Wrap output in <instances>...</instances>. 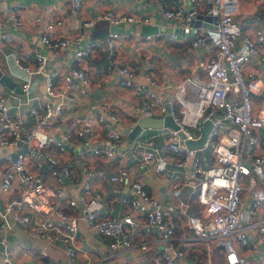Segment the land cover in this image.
<instances>
[{"label":"built area","instance_id":"1","mask_svg":"<svg viewBox=\"0 0 264 264\" xmlns=\"http://www.w3.org/2000/svg\"><path fill=\"white\" fill-rule=\"evenodd\" d=\"M85 0H64L66 13L80 31L72 35H57L55 29L63 19L44 22L39 31V43L46 49H68L71 61L61 68L46 70L47 57L35 49L29 60L14 57L23 72L20 89L26 91L33 76L42 77L44 98L28 109L34 125H26L24 117L10 114L6 97L0 88V146L24 144L13 157L4 156L0 163V192L12 193L0 203V243L14 224L29 236L47 244L59 242L67 260L72 261L77 250L79 222L115 251L144 254L152 248L147 264H211L213 251L222 255L220 264H264V250L251 262L240 249L255 251L256 241L264 235V110L252 106V97L264 100V29L260 25L243 31L237 23L238 0H188L196 13L216 17L215 28H193L191 16L181 3L160 8L161 16L173 21L181 33H190L189 48L207 47L203 59L184 76L173 79L143 75V82L134 81L136 66L110 60V67H93V72L117 75L118 86L126 88L137 99L132 106L135 117L169 115L184 134L160 127L163 137L153 136L133 141L131 153L156 172L170 171L171 200L154 201L138 180L130 179L127 169L120 166L123 152L121 133L106 126L98 138L96 125L116 123L119 117L108 102L97 110L75 116L71 130L59 136L46 131L68 103L83 95L92 82L86 61L98 54L113 55L115 41L129 38L109 28L102 36L90 37L98 22L108 27L122 24H149L145 16L125 14L106 9L93 17L82 18L80 8ZM21 4L0 8V27H23ZM21 8V9H20ZM33 21H41L39 16ZM153 25V22H150ZM178 32H154L142 39H158L165 45L180 42ZM0 37L10 41L6 32ZM81 43V45H78ZM256 58L260 74L249 67ZM107 119V120H106ZM206 120L210 127L199 147H188L184 139H196ZM94 140L101 148L88 149V159L73 165L62 162L65 143L72 136ZM137 140V139H136ZM99 160L112 164L109 175L99 167ZM50 165V184L44 183L40 169ZM82 173L80 191L69 196L67 184ZM107 179L129 192L118 201L123 210L103 216L105 200L96 180ZM187 188L185 196L181 195ZM66 206V207H65ZM7 264L6 257L1 264Z\"/></svg>","mask_w":264,"mask_h":264},{"label":"crops","instance_id":"2","mask_svg":"<svg viewBox=\"0 0 264 264\" xmlns=\"http://www.w3.org/2000/svg\"><path fill=\"white\" fill-rule=\"evenodd\" d=\"M176 3L185 5L189 2L188 0H85L79 14L82 18H90L106 9H113L125 14L145 16L150 22L152 20L153 25L156 26L175 28L173 21L166 20L161 16L160 8L170 7ZM14 4L22 5V10L19 13L23 20V27L19 29L11 25L0 27V33L6 32L11 37L10 41L0 37V71L12 79L20 93L10 91L2 86L0 88L6 97L7 111L10 114L24 117L26 125L32 127L34 125L33 119L27 113L30 106L39 104L44 98L42 77H31L28 89L22 91L20 84L23 81L24 74L15 65L14 57H19L22 62H25L29 60L31 50L35 49L47 57L46 70L61 68L64 63L71 61L70 51L68 49L54 51L44 48L38 40L39 31L44 22L52 18H61L64 21L61 27L55 29L54 32L57 35H72L80 29L74 27L71 16L66 13L64 0H0V8L10 7ZM262 4H264V0H238V14L235 19L243 31L251 32V28L256 25H260L264 29V17L249 16ZM35 16H39L41 21L35 23L33 21ZM150 22L148 25H152ZM140 26L134 23H122L108 27L105 24V32L109 28L118 33L126 32L130 37L115 41L113 55L110 58L101 53L86 61L87 72L92 84L89 85L83 95H78L74 101L68 103L56 119L50 121L46 129L48 133L59 136L62 132L71 130L70 123L73 117L95 111L101 103L108 102L112 111L119 117V121L106 123L103 126L96 125L98 138L104 135L105 127L108 126L121 133V145H123L126 136L122 131L128 127L129 121L135 118L132 115V106L137 99L133 97L128 89L117 85L116 74L110 73L107 76L103 74L101 77L100 74L93 72V67L109 66L110 60L114 59L129 66H136L134 81L143 82V75L148 73L158 78L168 76L178 79L191 72L198 61L203 59L206 54L207 47L189 48V45L181 44L183 39L189 37V35L183 37L180 42L170 43L169 45H165L158 39H142L141 37L144 35L140 34ZM95 28L92 29L90 37H95L92 36ZM104 33L97 36H102ZM78 45H81V43H78ZM249 67L260 74L259 63L256 58L252 59ZM252 98V106L255 109L261 108L264 110V100L258 99V97ZM260 135L264 138V131L261 130ZM148 136H153L156 142H160L163 132L161 128H143L134 141ZM65 145L66 151L60 155V160L76 165L88 159V149L97 144H94V140L87 142V140L77 139L73 135ZM69 146L73 149H70ZM131 146L132 143L122 151L124 156L120 159V166L127 169L130 179L142 183L144 189L154 201L162 204L168 203L171 200L169 195L171 172L164 171L160 173L154 171L149 164L142 161L140 154L131 153ZM23 149V143L10 147L0 146V163L4 160L5 155L13 157L16 152ZM99 167L106 175H109L110 170H113L111 163L102 160H99ZM49 168L50 165L45 164L40 169L42 179L46 184H50L52 181L51 176L48 174ZM82 180V173H78L67 184L66 190L69 192V196L77 195ZM95 185L104 195L103 216L115 215L123 210L118 198L124 193L128 194L129 191L125 187L111 184L107 179L96 180ZM186 193L187 188H183L181 195L185 196ZM11 195L12 193L4 195L0 192V203ZM76 243L77 250L72 261L66 259L64 248L59 242L47 244L45 248L46 255H41L43 243L29 236L19 225L14 224L6 233L5 243H0V264L4 257L8 260L7 264H147L153 253L152 248L144 254H137L134 251L117 252L108 246L106 240H102L91 233L83 222L78 224ZM104 244H107L110 251L103 252L101 247ZM256 244L255 251L240 249L241 253L251 262H254L258 257V250H264V235L256 241Z\"/></svg>","mask_w":264,"mask_h":264},{"label":"water","instance_id":"3","mask_svg":"<svg viewBox=\"0 0 264 264\" xmlns=\"http://www.w3.org/2000/svg\"><path fill=\"white\" fill-rule=\"evenodd\" d=\"M185 8L187 12L191 16V26L193 28L197 27H203V28H215V23H216V17L215 16H210V15H203L201 13H196L192 7L190 6L189 3H186ZM151 22H153L151 20ZM156 31H161V32H178L179 34L181 33L180 29L177 28H170L166 26H156V25H148V24H142L140 26V34L145 35V34H152ZM182 36L187 37L190 35V33H181ZM0 86L7 88L10 91H14L16 93H20V90L15 87L14 82L12 79L5 75L2 74L0 71ZM160 127H165V128H170L172 130L177 131L178 136L183 139L184 134L178 130V126L172 121L171 117L169 115H164L162 117H139L135 124L131 127H127L123 129V133L126 136V141L123 145L119 146L117 150L123 151L126 149L133 139L139 135V132L143 128H160ZM210 127V123L206 120L202 122V129L199 134V136L196 139H184L183 142L186 146L188 147H199L205 140L206 135L208 133ZM68 146V145H67ZM93 147L96 148H101L103 145H93ZM70 149H73L71 146H69Z\"/></svg>","mask_w":264,"mask_h":264},{"label":"trees","instance_id":"4","mask_svg":"<svg viewBox=\"0 0 264 264\" xmlns=\"http://www.w3.org/2000/svg\"><path fill=\"white\" fill-rule=\"evenodd\" d=\"M250 17H264V4H262L256 11L249 15ZM95 29L92 33V36H97L105 32V24L98 22L95 25ZM190 37L184 38L182 43L183 45H189ZM222 261V255L215 249L213 251L212 263L211 264H220Z\"/></svg>","mask_w":264,"mask_h":264},{"label":"rangeland","instance_id":"5","mask_svg":"<svg viewBox=\"0 0 264 264\" xmlns=\"http://www.w3.org/2000/svg\"><path fill=\"white\" fill-rule=\"evenodd\" d=\"M101 248L103 252H107L108 250L110 251V249L107 247V244H104Z\"/></svg>","mask_w":264,"mask_h":264}]
</instances>
